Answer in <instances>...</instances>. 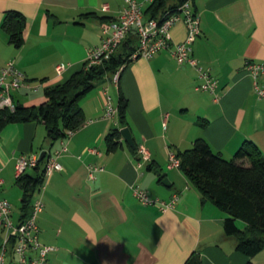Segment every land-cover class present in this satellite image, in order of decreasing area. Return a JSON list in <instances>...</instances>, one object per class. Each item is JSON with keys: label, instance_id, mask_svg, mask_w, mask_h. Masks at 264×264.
Wrapping results in <instances>:
<instances>
[{"label": "crops", "instance_id": "obj_1", "mask_svg": "<svg viewBox=\"0 0 264 264\" xmlns=\"http://www.w3.org/2000/svg\"><path fill=\"white\" fill-rule=\"evenodd\" d=\"M191 2L200 15L201 30L194 56L218 79V100L196 89L202 79L195 68L178 65L165 50L149 59L131 60L118 86L104 81L80 101L89 120L104 113V88L114 105L120 93L124 95V127L130 128L135 145L144 144L151 155L142 167L137 165L135 145L123 137L116 149H108L106 137L120 126L118 120L100 118L54 142L41 121L0 127V197L11 202L15 222L20 221L22 198L15 170L18 156L46 153L43 169L48 155L60 152L63 169L34 196L45 204L38 215L40 241L55 247L49 264H185L193 253L200 255L201 264H264V248L250 258L237 250L236 239L224 233L226 212L204 201L179 167H169L170 152L190 149L197 138L206 139L226 159H232L247 140L264 155V97L256 93L245 68L248 60L264 61V0ZM123 4V0H0V73L12 61L36 87L13 91L14 101L39 105L46 100V88L79 71L90 49L101 43V23L117 17ZM10 10L27 19L19 48L2 28ZM170 32L174 42H181L187 28L178 22ZM61 63L66 68L58 74L56 66ZM258 82L264 86V75ZM90 166L104 170L91 179ZM37 173L33 167L25 174ZM134 187L164 201L178 193L179 200L174 208L162 211L158 205H142Z\"/></svg>", "mask_w": 264, "mask_h": 264}, {"label": "trees", "instance_id": "obj_2", "mask_svg": "<svg viewBox=\"0 0 264 264\" xmlns=\"http://www.w3.org/2000/svg\"><path fill=\"white\" fill-rule=\"evenodd\" d=\"M185 1L153 0L144 9V15L159 19L166 11L177 10ZM26 23V17L16 10L6 12L3 19L2 28L8 34L9 42L17 48L24 44ZM137 41L133 32L102 63L87 67L85 61L82 68L65 82L46 88V100L39 105L25 106L14 101V110H0V127L9 122L41 121L52 142L65 137L68 130L79 129L86 121L80 106L81 99L98 84L108 81L121 66L125 65V68L130 63ZM126 108L127 100L120 93V126L112 129L106 137L110 151L120 144V130L127 123ZM176 156L180 160L179 169L199 190L202 199L213 202L226 212L224 233L236 239L237 250L249 258L258 254L264 248V155L258 146L247 140L232 159H226L215 152L206 139L197 138L190 149L178 151ZM41 162L40 159L35 176L24 174L17 178L22 189L20 221L30 214L35 193L43 184ZM239 221L244 223V227L239 226ZM185 264H201L200 255L193 253Z\"/></svg>", "mask_w": 264, "mask_h": 264}, {"label": "built area", "instance_id": "obj_3", "mask_svg": "<svg viewBox=\"0 0 264 264\" xmlns=\"http://www.w3.org/2000/svg\"><path fill=\"white\" fill-rule=\"evenodd\" d=\"M153 0L140 2L138 0H123V7L119 15L109 18L101 23L102 40L101 43L88 52L86 59L87 67L98 65L110 58L126 38L133 32L136 33L138 41L135 51L130 59L138 57L152 58L160 51H169L178 65L189 64L195 68L202 79L196 86L197 90L208 91L219 99L217 93L218 79L214 77L209 68L204 67L194 56V42L200 34V15L194 10L191 0L182 3L177 10H168L159 18H147L144 15L146 3ZM108 5L104 6V10ZM178 22H183L187 28L185 40L174 42L171 37V28ZM121 66L110 78L109 81L116 86L119 85L122 70ZM66 65L61 63L56 66L58 74H61ZM246 70L254 80V89L259 97H264V86L258 80L264 75V61L248 60L245 63ZM21 88H33L23 70L18 68L14 62H9L2 68L0 73V110L15 109V102L12 92ZM106 94V106L100 118L118 120V105H114L108 93V88H104ZM100 118L89 119L84 124L91 123ZM83 124V125H84ZM76 130H68L65 137H70ZM66 151L67 147L64 146ZM95 151L96 149H90ZM139 154L138 166L142 167L151 160L149 150L144 144L137 146ZM60 152L54 155L49 154L44 163V180L40 190H42L48 179L56 171L63 169L62 163L58 160ZM169 167H179L180 160L176 153L170 152ZM40 161L38 153L21 154L15 164L16 178L23 176L29 168L37 167ZM103 166H90V178L96 177V171H103ZM3 179L0 177V188ZM133 193L137 200L145 206L158 205L162 211L175 207L179 200V194L175 193L169 200H160L149 195L148 191L140 187H134ZM45 204L41 198H34L32 209L25 220L15 222L12 217V204L0 197V264H49V254L55 250L54 246L42 244L40 241V227L38 225V215L44 210Z\"/></svg>", "mask_w": 264, "mask_h": 264}, {"label": "water", "instance_id": "obj_4", "mask_svg": "<svg viewBox=\"0 0 264 264\" xmlns=\"http://www.w3.org/2000/svg\"><path fill=\"white\" fill-rule=\"evenodd\" d=\"M120 133H121V136L125 139V141L131 145V146H134L135 143H134V140H133V136H132V133H131V130L129 127H123L121 130H120ZM45 157V153L43 152L40 156V159L43 160ZM168 179L164 180V183H168Z\"/></svg>", "mask_w": 264, "mask_h": 264}, {"label": "rangeland", "instance_id": "obj_5", "mask_svg": "<svg viewBox=\"0 0 264 264\" xmlns=\"http://www.w3.org/2000/svg\"><path fill=\"white\" fill-rule=\"evenodd\" d=\"M110 83H111V82H110ZM111 86H112V84H111ZM112 91H113V90H112ZM37 194H38V193H37ZM37 194H36V195H37ZM36 195H35V196H36ZM13 209H14V208H13ZM15 211H16V212L18 211V209L16 210V207H15ZM13 216H14V218H17V214H14V213H13ZM14 218H13V219H14ZM239 222H240V221H239ZM0 235L3 236L2 233H0Z\"/></svg>", "mask_w": 264, "mask_h": 264}]
</instances>
